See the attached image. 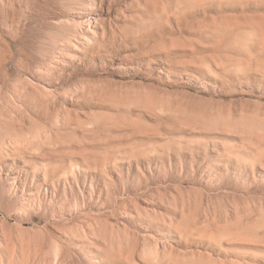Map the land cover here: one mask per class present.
I'll use <instances>...</instances> for the list:
<instances>
[{
  "label": "rangeland",
  "instance_id": "rangeland-1",
  "mask_svg": "<svg viewBox=\"0 0 264 264\" xmlns=\"http://www.w3.org/2000/svg\"><path fill=\"white\" fill-rule=\"evenodd\" d=\"M0 264H264V0H0Z\"/></svg>",
  "mask_w": 264,
  "mask_h": 264
}]
</instances>
